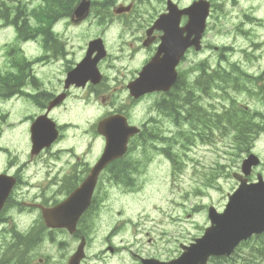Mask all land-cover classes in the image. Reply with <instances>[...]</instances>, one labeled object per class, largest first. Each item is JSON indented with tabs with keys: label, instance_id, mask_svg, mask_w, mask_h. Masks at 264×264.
Instances as JSON below:
<instances>
[{
	"label": "rangeland",
	"instance_id": "1",
	"mask_svg": "<svg viewBox=\"0 0 264 264\" xmlns=\"http://www.w3.org/2000/svg\"><path fill=\"white\" fill-rule=\"evenodd\" d=\"M103 1L97 0L98 3ZM110 1L114 7L132 4V13H139L145 22L150 21L149 14L156 15L164 10L161 0ZM174 1L183 6L190 4L192 0ZM217 1L213 0V4ZM222 1L225 6L217 8L214 14L216 16L224 13L241 18V14H250L264 19V0H238L235 5L227 0ZM41 4L42 0H0V173L15 174L20 181L0 215V248L4 249L12 242L14 233L26 236L34 229L39 232L41 240L29 253L30 264H38L39 259H43L44 264H65L74 252L79 237H84L87 241L86 259L82 264H140L133 253L144 259L176 258L181 252L180 245H188L193 239L199 238L209 226L208 207L212 206L218 212L223 211L227 195L238 187L234 174L239 172L243 159L250 151L264 162V133L252 150L247 148L245 151H235L231 144L232 134L215 129L209 137H200L198 127L195 129L189 121L158 111L154 97L127 104V101L123 102V96L118 98L116 93L108 101L104 96H88L81 90H75L56 111V120L64 127L63 142L53 151L31 160L27 134L30 124L22 123L40 112L36 103L42 101L20 96L6 100L5 94L10 92L9 89H16V79L13 80L14 75L11 74L1 76L14 72L11 59L6 57V46L19 47L18 60L25 58L28 61L43 60L44 47L40 36L24 43L25 45L16 43L14 29L5 27L2 17L6 12L11 16L16 14L18 26L24 28L22 35H32L34 30L31 29L39 26L32 16L38 13V6ZM53 12L58 14L56 8H53ZM217 23L222 25V29H212L213 47L231 43L244 60L242 50L250 47L251 38L228 34L226 31L230 27L223 19L217 20ZM82 32L84 37H88L91 29L83 26ZM118 34L117 29L111 32L113 40L109 39L108 42L111 58L103 66L109 88H116L118 81L127 80L132 74L130 71L137 69L145 57L144 54H139L135 61H130L127 51L129 38H122L125 46L119 51ZM207 55L208 52L191 54L188 59L191 65L185 67L184 64L179 69L182 73V92L190 90L192 83L200 75V69H190L192 63L205 59ZM80 56L76 54V59ZM114 56H118V59L114 60ZM246 56L251 60L244 61L243 64L250 65L253 60L250 50H247ZM218 57L219 53L212 48L209 60L213 65ZM238 58L235 55L230 60ZM61 65L59 58H55L50 64L45 62L35 65L30 74H33L38 87L33 88L29 81L26 85L23 82L24 91L45 92L51 85L60 84L59 80L64 77ZM245 67L242 71L251 76L253 69ZM227 70L230 71V68ZM262 70L264 67L259 69ZM245 74H242L243 81L249 82ZM7 79L10 80L9 83ZM238 79V76L233 75L230 85ZM230 85L226 86L222 110L227 118L217 120L216 124L220 125L224 120L225 125L233 129L240 127V124H246L253 130L264 128V99L260 95L238 93L230 89ZM195 94L199 96L200 105L208 120L211 118L206 113L208 96L200 95L199 92ZM223 95L222 92L214 94L218 99ZM200 105L198 104L199 107ZM119 106L124 108L131 124L144 128L142 140H134L128 156H125L127 161H134L129 187L104 174L96 190L94 205L79 224L77 238L62 231L45 230L40 213L33 204L64 198L68 191L63 178L67 174L72 175L68 171V164L73 161L72 155L84 152L81 144H92L91 151L84 159L93 162L103 147V141L96 136L93 126L97 118ZM244 107L248 111H244ZM229 118L232 120L228 121ZM203 147L221 153V160L213 161L203 155ZM256 172L261 173L264 179V164ZM108 246H114L117 252L108 254L105 252ZM263 247L264 237L242 246L232 259L212 261L210 264H264V257L258 253Z\"/></svg>",
	"mask_w": 264,
	"mask_h": 264
},
{
	"label": "flooded vegetation",
	"instance_id": "2",
	"mask_svg": "<svg viewBox=\"0 0 264 264\" xmlns=\"http://www.w3.org/2000/svg\"><path fill=\"white\" fill-rule=\"evenodd\" d=\"M208 7L207 18L204 23V31L201 40H200V51L196 52L193 48L194 46L188 47L183 56L180 58V63L177 66V69L182 68L184 65L190 66L191 64L188 62L191 54H201L202 52H208V55L203 60H197L193 62L190 69H204V73L207 77H213L212 84L209 87V95H208V104L206 113L211 118H208V123L205 126L206 130L215 129L220 132L225 131L226 134H232L231 137L236 134L238 139H247L249 138L250 144H255L262 133H264V128H260L258 130L251 129L246 124H240L238 128H231L225 125V121L222 120L220 125H217V120H221L227 118L225 113H222L224 108L223 100L227 93V85H230L231 78L233 75L238 76V80L235 81L234 84L230 85V89H234L238 93L247 92L251 96L252 95H260L264 99V70L259 71L261 67H264V19L252 17L250 14H241V18L238 16L232 17L228 14L220 13V15H214L217 11V8H223L225 6V2L222 0H218L216 4H213V0H205ZM238 0H227V2H231L233 5L236 4ZM54 0L46 1L45 15L42 22V29L37 32V36L42 38V43L44 47V61L49 64L54 61V59L60 60V67L63 70L64 77L60 81V84L51 85L49 89L45 90V92H27L24 91V87L26 82L29 81V85L35 88V78L33 74H30V70L33 69L34 61H28L25 58L22 60H18L17 53L18 48L14 46H6V57L11 59V64L14 68V72L8 73L4 76L14 75L13 80L16 79V89L11 87L10 92L5 94V99L9 100L12 97H19L20 95L31 100H39L42 102L38 103V108L40 112L36 115H46L50 119H53V112L59 106H62L64 100L75 90H81L88 96H104L105 100H110L111 97H115V94L118 98L127 101V104H133L140 102L146 98L154 97L156 99V103L162 104L166 101V94L155 93L150 95H144L137 100H134L129 97L128 88L129 83L134 81L138 75V72L142 67L154 56L155 52L158 50L160 45L162 44V39L164 33L162 31V26L164 25V21L161 22V25L155 26L156 21L159 20V17L164 15L167 12V4L168 0L161 1V4L164 6V10H161L156 15L149 14V22H145L139 13H116L118 7H114L110 0H104L101 3H98L97 0H89V9L88 13L83 17H76L74 12H71L69 15L60 16L59 14H53L51 11V4ZM135 2V0H134ZM194 1L192 0L190 4H183V6L178 1H172V3L177 7L178 10L187 9ZM5 25L8 27H12L15 31V41L19 42V36L22 33L23 29L18 26V16L14 14L11 16L8 12L5 13ZM225 20L229 24V30L226 32L231 35H238L250 37V47H245L242 52L244 56V60L242 59L241 54L235 51L234 46L230 43L229 45L223 47H213L212 43V29H217L220 31L222 29V25L217 23V20ZM235 20V21H234ZM233 21V22H231ZM188 23L186 16H181L179 19V28H183ZM87 26L91 29L90 35L84 37L82 32V27ZM154 26V28L152 27ZM245 26V28H243ZM117 29L119 31L118 40H120L117 45L119 46V51L122 50V46H125V42L122 41L123 37H128L127 43V51L129 52L128 58L130 61H135L136 57L139 54H144L145 57L137 69L130 71L132 73L127 80H121L116 83V88H109L107 84V78L105 77L103 66L106 62H108L111 58L109 53V39L113 40V36L111 32ZM250 32V34H248ZM184 37L186 34L183 35ZM194 37L190 38V41L193 40ZM100 40L102 42L105 56L96 64V69L101 76V80L97 84H93L90 81H87L84 85L79 83L78 78L70 77V73L77 68V66L85 59L92 61L97 56L98 53L96 51L88 52V44L91 41ZM28 41V40H27ZM25 45V44H23ZM98 48V44L94 45V50ZM161 48V47H160ZM217 50L219 53L218 60L213 65L209 60V54L212 50ZM247 50L251 51V57L253 58L250 65L243 64V62H249L251 59L246 56ZM81 55L80 58L76 59V54ZM238 55L239 58L237 60L231 61L230 58ZM1 57V56H0ZM186 62V63H185ZM132 66V65H131ZM251 68L252 75L248 76L245 72L242 71V68ZM230 68V71L227 69ZM246 75V79L249 82L243 81V75ZM89 78L92 79L91 75H88ZM9 83L10 80L7 79ZM23 82L25 85L23 86ZM181 77L179 78V85H181ZM177 83V82H175ZM174 84L173 86H175ZM219 85V86H216ZM13 86V85H12ZM179 90H182L181 86H179ZM222 92L224 94L221 99H218L214 96L215 93ZM2 97V96H0ZM174 100L171 103V110L173 115H177V111L179 108V104L177 103V91L173 95ZM218 102V103H213ZM244 111H248L247 107L243 108ZM110 115H119L124 116L127 119L128 124H131L129 118L126 114V111L123 107H113L109 112L105 114L104 117ZM193 119V118H192ZM210 119V120H209ZM191 120V118H190ZM232 118H229L228 121H231ZM57 130L56 139L50 143L45 144L42 152H50L52 148L56 144H60L63 142V133L62 126L56 125ZM142 132V129H141ZM251 133V135L246 136V134ZM244 142H247L246 140ZM36 146L35 144H31ZM84 147V152L80 153V155L73 154L71 161L68 164V171L72 173V175H66L63 178V181L66 182L65 189H71L73 191L80 183L87 177L90 172L93 164L98 160L99 155L95 157L93 162H90L84 159V156L87 155L88 152L92 149V144H81ZM104 146V145H103ZM132 144H128L127 153L125 156H128L131 150ZM103 149V148H102ZM256 155V154H254ZM125 156L120 159H115L114 162L109 164L100 174H108L112 179L121 182L123 179L130 178L133 174L132 168L129 166L130 163H133V160L127 161ZM257 156V155H256ZM258 157V156H257ZM34 158V157H33ZM33 158H30L31 160ZM125 158V159H124ZM259 158V157H258ZM260 159V158H259ZM264 162L260 160V164L253 170L252 175L247 178L248 182L253 178V175H257L256 172ZM254 168V167H253ZM99 176V178H100ZM16 178V177H15ZM71 181V182H70ZM69 182V183H67ZM70 191V192H71ZM69 192V193H70ZM69 193L67 195H69ZM95 193V191H94ZM93 202V198H92ZM57 204L56 200L53 199L47 203H38L33 204L39 210L41 208H51ZM41 219V218H40ZM82 238V237H80ZM115 247L109 246L105 252H109L110 254L115 253ZM133 257L140 263V258H142L139 254H132ZM68 260L65 262L67 264ZM45 261L43 259L38 260V264H44Z\"/></svg>",
	"mask_w": 264,
	"mask_h": 264
},
{
	"label": "water",
	"instance_id": "3",
	"mask_svg": "<svg viewBox=\"0 0 264 264\" xmlns=\"http://www.w3.org/2000/svg\"><path fill=\"white\" fill-rule=\"evenodd\" d=\"M83 4L76 11L79 14ZM208 14L207 3L203 0L194 2L185 10H178L174 5H168L167 13L159 17L155 26L161 25L164 33L162 47L158 55L163 53L161 61L155 58L152 63L144 69L140 80L132 85L131 94L135 97L150 91H167L176 80V71L180 58L185 50L194 46L199 50V40L204 31V22ZM186 16L188 23L183 28H179V19ZM186 34L184 37L183 35ZM194 37L192 41L190 38ZM43 117H39L33 124L38 130L35 137L39 140L43 135L54 138L56 135L53 126ZM135 132L130 130V133ZM108 144H120L117 139ZM110 147V145H109ZM36 153V152H32ZM113 156V149L109 148L102 157V160L95 167L93 173L96 178L99 171L108 163ZM255 165V159L250 157L244 161L242 171L248 174V170ZM93 178V179H94ZM94 180L90 184V189ZM14 180L6 176H0V210L2 209L12 187ZM84 185L80 191H74L66 201L52 210H44L43 218L45 224L51 228H66L69 232L77 220V201L85 199L82 196ZM79 192V193H78ZM77 194V199H75ZM209 218L211 227L207 229L201 239H197L189 247H182L183 253L180 258L168 264H206L210 256H229L237 243L250 236L252 233H260L264 230V182L259 181L255 185L245 186L241 184L238 190L229 197V203L223 214H216L210 210ZM83 253L81 249L72 257L68 264H79ZM143 264H150L142 261Z\"/></svg>",
	"mask_w": 264,
	"mask_h": 264
},
{
	"label": "trees",
	"instance_id": "4",
	"mask_svg": "<svg viewBox=\"0 0 264 264\" xmlns=\"http://www.w3.org/2000/svg\"><path fill=\"white\" fill-rule=\"evenodd\" d=\"M75 0H63V6H65L67 9L71 7L72 3ZM182 77V73L178 74V79L176 80L177 83L175 86H172L171 90L167 93V97L165 98L166 101H164L162 104L157 105V110L160 111L162 114L167 116H174L171 110V103L174 100L173 95L177 91V103L179 104V108L177 111V116L180 117L181 111H183V119H197L200 114H203L202 121L205 119V110L200 105V98L199 96H196V92H199L200 95L208 96L209 95V87L212 84L213 77H207L204 73V69H200V75L195 79V81L192 83L190 90H186V92H182V90H179V86H182L183 84L179 85V78ZM181 83V82H180ZM200 105V108L198 106ZM25 239V238H24ZM28 245V242H24L20 244V247H26ZM264 252V247L262 250ZM14 251L12 250V247H8L0 256V264H18L16 260L12 262V257L14 255Z\"/></svg>",
	"mask_w": 264,
	"mask_h": 264
}]
</instances>
